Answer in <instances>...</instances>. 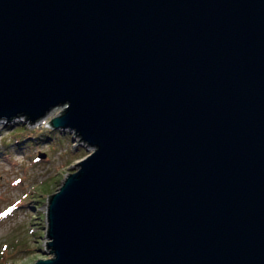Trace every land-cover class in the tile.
<instances>
[{"label": "water", "instance_id": "1", "mask_svg": "<svg viewBox=\"0 0 264 264\" xmlns=\"http://www.w3.org/2000/svg\"><path fill=\"white\" fill-rule=\"evenodd\" d=\"M57 106L32 264H264V0H0V120Z\"/></svg>", "mask_w": 264, "mask_h": 264}, {"label": "rangeland", "instance_id": "2", "mask_svg": "<svg viewBox=\"0 0 264 264\" xmlns=\"http://www.w3.org/2000/svg\"><path fill=\"white\" fill-rule=\"evenodd\" d=\"M63 108L51 109L41 123L24 116L0 120V262L4 264H32L51 256L46 237L48 199L92 151L74 132L53 129L50 119Z\"/></svg>", "mask_w": 264, "mask_h": 264}, {"label": "trees", "instance_id": "3", "mask_svg": "<svg viewBox=\"0 0 264 264\" xmlns=\"http://www.w3.org/2000/svg\"><path fill=\"white\" fill-rule=\"evenodd\" d=\"M18 141H19V140H17V142H18ZM2 263L4 264L5 262L1 261L0 264H2Z\"/></svg>", "mask_w": 264, "mask_h": 264}, {"label": "bare ground", "instance_id": "4", "mask_svg": "<svg viewBox=\"0 0 264 264\" xmlns=\"http://www.w3.org/2000/svg\"><path fill=\"white\" fill-rule=\"evenodd\" d=\"M39 123H41V119H40Z\"/></svg>", "mask_w": 264, "mask_h": 264}]
</instances>
